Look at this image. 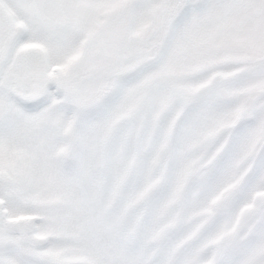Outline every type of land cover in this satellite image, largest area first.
I'll list each match as a JSON object with an SVG mask.
<instances>
[{"label": "snow or ice", "instance_id": "snow-or-ice-1", "mask_svg": "<svg viewBox=\"0 0 264 264\" xmlns=\"http://www.w3.org/2000/svg\"><path fill=\"white\" fill-rule=\"evenodd\" d=\"M0 264H264V0H0Z\"/></svg>", "mask_w": 264, "mask_h": 264}]
</instances>
